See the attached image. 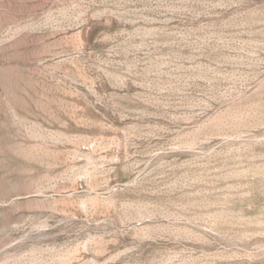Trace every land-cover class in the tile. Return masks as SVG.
<instances>
[{"label": "rangeland", "instance_id": "1", "mask_svg": "<svg viewBox=\"0 0 264 264\" xmlns=\"http://www.w3.org/2000/svg\"><path fill=\"white\" fill-rule=\"evenodd\" d=\"M0 264H264V0H0Z\"/></svg>", "mask_w": 264, "mask_h": 264}]
</instances>
